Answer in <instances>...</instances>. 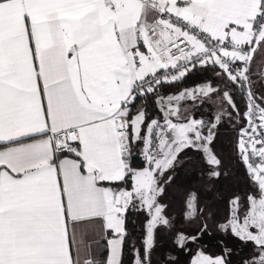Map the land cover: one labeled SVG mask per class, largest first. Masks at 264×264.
I'll return each instance as SVG.
<instances>
[{
	"label": "snow or ice",
	"instance_id": "1",
	"mask_svg": "<svg viewBox=\"0 0 264 264\" xmlns=\"http://www.w3.org/2000/svg\"><path fill=\"white\" fill-rule=\"evenodd\" d=\"M126 251L264 264V0H0V264Z\"/></svg>",
	"mask_w": 264,
	"mask_h": 264
},
{
	"label": "trees",
	"instance_id": "2",
	"mask_svg": "<svg viewBox=\"0 0 264 264\" xmlns=\"http://www.w3.org/2000/svg\"><path fill=\"white\" fill-rule=\"evenodd\" d=\"M202 78L200 77V76H198V75H196V77L195 78H193L192 79V81H191V83L190 84H192V83H194V82H197V81H200ZM152 108V106H151V104L149 105V109H151ZM136 217H139L140 218V220H142L143 219V216L142 215H137V213H135V212H132V213H129V215H128V220H129V222H130V229H134V231H135V223L133 224L132 222H135L136 221ZM134 231H133V235H134ZM125 264H128V256H127V251H126V254H125Z\"/></svg>",
	"mask_w": 264,
	"mask_h": 264
},
{
	"label": "rangeland",
	"instance_id": "3",
	"mask_svg": "<svg viewBox=\"0 0 264 264\" xmlns=\"http://www.w3.org/2000/svg\"><path fill=\"white\" fill-rule=\"evenodd\" d=\"M199 76V75H198ZM196 77V75H194L193 77H191V79L192 78H195ZM201 77V76H200ZM202 78V77H201ZM179 85V84H178ZM176 86L177 85H173L172 86V90H176L177 88H176ZM222 131H224L223 129H222ZM231 135H234V133H230V136ZM225 143H228V141L226 140L225 141ZM171 197H169V199H170ZM142 220H140V218L139 217H136V221H135V231H134V236H138L139 235V230H140V222H141ZM212 251H215V249H212ZM160 259V257H159V254L157 253L155 256H154V260H159ZM181 264H183V262L187 259V257H184V256H181Z\"/></svg>",
	"mask_w": 264,
	"mask_h": 264
},
{
	"label": "crops",
	"instance_id": "4",
	"mask_svg": "<svg viewBox=\"0 0 264 264\" xmlns=\"http://www.w3.org/2000/svg\"><path fill=\"white\" fill-rule=\"evenodd\" d=\"M191 77H193V76H191ZM191 77H189L188 79L184 80L182 85H177L176 88H180L182 86H186L187 84H190L192 79H193V78L191 79ZM167 90H169V91L171 90L172 91V87L170 89H167Z\"/></svg>",
	"mask_w": 264,
	"mask_h": 264
},
{
	"label": "water",
	"instance_id": "5",
	"mask_svg": "<svg viewBox=\"0 0 264 264\" xmlns=\"http://www.w3.org/2000/svg\"><path fill=\"white\" fill-rule=\"evenodd\" d=\"M199 81H197V82H194V83H192V84H188V85H186V86H182V87H192L193 85H195L196 83H198ZM179 90V88L176 90V91H178ZM173 92H175V91H173Z\"/></svg>",
	"mask_w": 264,
	"mask_h": 264
},
{
	"label": "flooded vegetation",
	"instance_id": "6",
	"mask_svg": "<svg viewBox=\"0 0 264 264\" xmlns=\"http://www.w3.org/2000/svg\"><path fill=\"white\" fill-rule=\"evenodd\" d=\"M187 85H188V84H187ZM177 89H178V88H177ZM177 89H176V90H177ZM176 90H172V91H176ZM170 91H171V90H170ZM151 106H152V105H151ZM150 110H153V106H152V108H151Z\"/></svg>",
	"mask_w": 264,
	"mask_h": 264
}]
</instances>
